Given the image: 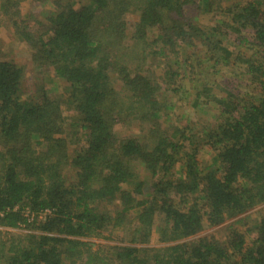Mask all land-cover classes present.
<instances>
[{"label":"trees","instance_id":"16d2710c","mask_svg":"<svg viewBox=\"0 0 264 264\" xmlns=\"http://www.w3.org/2000/svg\"><path fill=\"white\" fill-rule=\"evenodd\" d=\"M27 1L0 0V15L36 73L63 85L24 97L22 69L0 49V228L37 232L0 236V264H264V215L250 245L233 226L224 242L192 240L264 204V0H31L40 12L24 19ZM231 35L251 54L235 59L239 84H222L227 98L210 96L214 124L164 125L173 106L155 67L145 71L158 64L151 56L200 42L214 52L208 61L227 64ZM63 109L74 115L67 124ZM131 123L142 135L119 136ZM206 148L211 161L199 163ZM121 230L130 245L105 258L86 241ZM153 242L162 248L134 246Z\"/></svg>","mask_w":264,"mask_h":264},{"label":"rangeland","instance_id":"374dc122","mask_svg":"<svg viewBox=\"0 0 264 264\" xmlns=\"http://www.w3.org/2000/svg\"><path fill=\"white\" fill-rule=\"evenodd\" d=\"M31 0H28L26 3L22 4V14L24 19L27 18L28 12L39 13L40 10L36 6H33L30 3ZM79 1V0H77ZM43 10H49V7L46 6ZM42 10V11H43ZM216 20L227 22L228 20L224 17V14L220 15ZM212 19L211 16H201L200 25L211 24L220 28L222 32H225V28L219 24L217 21ZM137 22V15L130 14L127 16L128 29L130 32L133 31L134 25ZM250 35H246L249 37ZM223 46L226 48L228 53L232 55L228 58V62H222L219 60V64H216L214 60H209V56H213L214 52L209 50L204 45H201L200 42L196 44L194 48H188L184 46L183 48L177 49V55H171L166 53L167 59L163 57H153L154 60H158V64L151 67L149 63L145 65V71L154 69L155 75L160 82L161 89L166 93V98L168 104L173 106L169 110L170 118L169 121L165 120L164 125L168 126L169 123L177 124L182 119V123H190L193 127L195 125L202 124H214V117L219 111V106L214 102L210 96L214 99L225 100L227 98L226 91L223 89L224 85L228 87H236L239 84L238 78H236L235 73L237 67H239L235 59L241 55L250 56L249 46H243L239 38L235 35H231L227 41L223 42ZM0 49L4 54L6 60L13 61L22 69L23 75L21 80V92L24 97L30 96L34 93L37 87L44 85V88L50 93L55 94L61 93L62 83L54 80L51 74L48 71L43 70L40 74L36 73L33 69V66L30 62V48L29 46L21 41H18L13 35V31L10 27V24L2 18L0 15ZM155 50H153L154 52ZM152 52V53H153ZM241 54V55H240ZM219 56L222 54H218ZM208 57V58H207ZM156 58V59H155ZM163 63V65H160ZM198 64H201L202 69H198ZM195 67L198 73H192V68ZM165 72L168 74L178 73L180 76L171 77L168 75L164 77ZM171 78V79H170ZM170 79V82H169ZM194 80V81H192ZM228 83V84H227ZM198 86V88H197ZM210 88L209 97L204 94V88ZM254 87V86H252ZM240 90L243 93L248 94V91H252L251 88L246 87L242 83ZM64 110V121L67 124L71 119L73 120L74 115L71 112H68L67 109ZM66 126V125H65ZM66 128V127H65ZM131 130H135L140 135V128L137 125L131 123V125H123L120 130H118L119 136L132 135L128 133ZM69 131V130H68ZM67 131V132H68ZM128 133V134H127ZM75 149L74 147H70ZM213 156V152L206 148L202 151L198 162L199 163H209ZM264 215V204L255 207L254 209L248 211L246 214L236 217L235 219L227 220L225 223L218 227H210L205 225L202 232H200L195 238H215L220 242L226 241V235L228 233L229 227L233 226L243 234L248 242V245L251 244L254 236L252 231L248 232V229L256 224V222ZM44 217V216H43ZM42 217V218H43ZM40 220V218H39ZM37 234L35 230L31 228L22 226L19 229H5L0 228V236L3 238H12L16 240H22L27 235ZM108 236V240L105 239H89L86 240L90 244L92 251L98 253L101 257L107 255V253L117 246L130 245V233L127 230H121L114 232ZM155 239V237H153ZM138 248L144 249H158L162 248V245L150 243L149 245L140 246L134 245ZM111 257V256H110ZM82 263V262H81ZM76 262L75 264H81Z\"/></svg>","mask_w":264,"mask_h":264}]
</instances>
